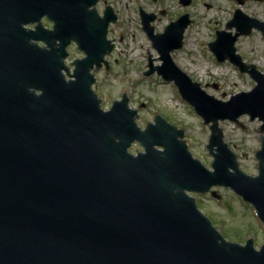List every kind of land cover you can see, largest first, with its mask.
<instances>
[{"label":"water","instance_id":"water-1","mask_svg":"<svg viewBox=\"0 0 264 264\" xmlns=\"http://www.w3.org/2000/svg\"><path fill=\"white\" fill-rule=\"evenodd\" d=\"M100 1L0 0V264H264V245L228 241L191 195L231 188L264 223V137L259 174L251 176L219 127L249 115L263 122L264 132V73L236 49L240 36L254 29L264 35V22L238 9L227 24L236 33L218 31L209 45L218 61L230 60L256 82L252 91L223 101L172 58L183 47L190 15L155 34L157 15L140 9L163 62L153 67L151 61L146 75L157 71L174 82L211 124L212 171L164 117L140 128L126 94L102 108L92 70L109 67L105 57L115 45L108 30L118 17L111 7L100 15ZM45 17L53 29L44 27ZM72 42L86 55L73 61V72L65 64ZM134 142L145 152L132 154Z\"/></svg>","mask_w":264,"mask_h":264},{"label":"rangeland","instance_id":"rangeland-1","mask_svg":"<svg viewBox=\"0 0 264 264\" xmlns=\"http://www.w3.org/2000/svg\"><path fill=\"white\" fill-rule=\"evenodd\" d=\"M191 1L188 6L182 5L180 0L100 1L97 6L100 14L111 7L118 20L109 29L108 37L115 44L114 52L107 57L110 67L93 69L96 77L93 88L102 100L104 110H109L113 101L121 100L126 94L130 99V107L138 111L136 121L142 129L148 123H154L155 117L160 115L183 130L184 140L194 158L212 170L214 159L207 148L211 124H205L173 83L166 82L157 73L146 75L150 58L155 66L162 62L143 29L140 8L158 15L153 23L156 33H163L171 22L182 15H190L192 23L185 31L183 47L172 53L173 60L194 82L200 83L206 93L216 99L228 101L241 92L252 91L256 82L229 61L219 62L209 45L216 40L217 31L235 33V29H227V24L233 19L237 9L264 21V0H249L243 6L236 0ZM163 11L167 13L161 15L160 12ZM43 24L51 27L46 20ZM236 47L247 64H254L264 73V36L260 31L254 30L249 36H241ZM68 52L65 62L73 72V61L82 59L84 53L74 43L70 45ZM262 125L259 119L252 121L248 115L240 117L238 122H219L224 141L236 154L240 169L251 176L259 173L256 152L261 149L264 137ZM129 151L136 155L143 152L144 148L135 142ZM191 195L195 197L199 209L228 241L244 245L247 240L252 239L256 249L264 244V224L258 218L256 210L230 188L213 187L208 193Z\"/></svg>","mask_w":264,"mask_h":264},{"label":"flooded vegetation","instance_id":"flooded-vegetation-1","mask_svg":"<svg viewBox=\"0 0 264 264\" xmlns=\"http://www.w3.org/2000/svg\"><path fill=\"white\" fill-rule=\"evenodd\" d=\"M153 1H157V0H153ZM249 1V0H248ZM254 1V0H253ZM263 1V0H262ZM262 1H256V2H262ZM247 2V1H246ZM167 12H165V14H166ZM258 19V18H257ZM44 20H46V21H48L46 18H44L43 19V21ZM260 20V19H259ZM260 21H262V20H260ZM49 22V21H48ZM264 22V21H263ZM50 23V22H49ZM51 24V27H46V28H48V29H51V28H53V24L52 23H50ZM25 28H27V29H30V30H33L34 29V27H35V25H27V26H24ZM40 46L41 47H45L46 45L44 44V43H40ZM150 60V62L152 61V58H150L149 59ZM159 60H160V57H159ZM161 61V60H160ZM162 62V61H161ZM152 65H153V67H158V66H155L154 64H153V61H152ZM150 66V65H149ZM160 66V65H159Z\"/></svg>","mask_w":264,"mask_h":264}]
</instances>
